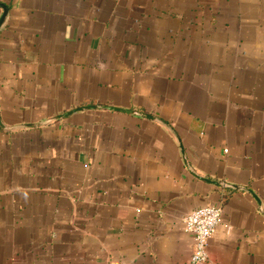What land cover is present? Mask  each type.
I'll list each match as a JSON object with an SVG mask.
<instances>
[{"label":"crops","instance_id":"obj_1","mask_svg":"<svg viewBox=\"0 0 264 264\" xmlns=\"http://www.w3.org/2000/svg\"><path fill=\"white\" fill-rule=\"evenodd\" d=\"M0 6V264H264V0Z\"/></svg>","mask_w":264,"mask_h":264},{"label":"built area","instance_id":"obj_2","mask_svg":"<svg viewBox=\"0 0 264 264\" xmlns=\"http://www.w3.org/2000/svg\"><path fill=\"white\" fill-rule=\"evenodd\" d=\"M221 214L218 207H203L185 217L184 230L194 241L188 264H209L208 242L220 225Z\"/></svg>","mask_w":264,"mask_h":264},{"label":"water","instance_id":"obj_3","mask_svg":"<svg viewBox=\"0 0 264 264\" xmlns=\"http://www.w3.org/2000/svg\"><path fill=\"white\" fill-rule=\"evenodd\" d=\"M0 9H2L4 12L3 16L0 19V28H1V26L3 25V23L5 21V18L7 16V9L4 6H0ZM90 110H107V111H111V112H118V113H125V114H133L134 113V112H131L128 110H121V109L110 108V107H87V108H80V109L76 110L75 112H77V111H90ZM138 115H140L144 118H147V119H152L150 116H144L141 114H138Z\"/></svg>","mask_w":264,"mask_h":264}]
</instances>
